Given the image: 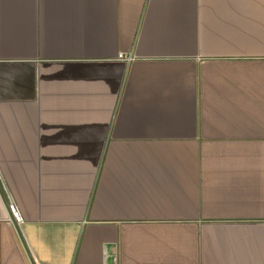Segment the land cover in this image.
<instances>
[{
    "label": "crops",
    "instance_id": "crops-1",
    "mask_svg": "<svg viewBox=\"0 0 264 264\" xmlns=\"http://www.w3.org/2000/svg\"><path fill=\"white\" fill-rule=\"evenodd\" d=\"M36 262L264 264V0H0V264Z\"/></svg>",
    "mask_w": 264,
    "mask_h": 264
},
{
    "label": "built area",
    "instance_id": "built-area-1",
    "mask_svg": "<svg viewBox=\"0 0 264 264\" xmlns=\"http://www.w3.org/2000/svg\"><path fill=\"white\" fill-rule=\"evenodd\" d=\"M5 204L8 210V218H7V224L13 228L14 230L17 229V227L21 226L24 223V216L13 199V197L9 194L5 195ZM33 264H42L39 262L33 263Z\"/></svg>",
    "mask_w": 264,
    "mask_h": 264
}]
</instances>
